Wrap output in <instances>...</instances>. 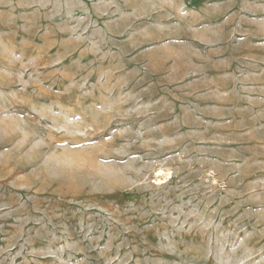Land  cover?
I'll return each instance as SVG.
<instances>
[{"label":"rangeland","instance_id":"rangeland-1","mask_svg":"<svg viewBox=\"0 0 264 264\" xmlns=\"http://www.w3.org/2000/svg\"><path fill=\"white\" fill-rule=\"evenodd\" d=\"M0 264H264V0H0Z\"/></svg>","mask_w":264,"mask_h":264}]
</instances>
